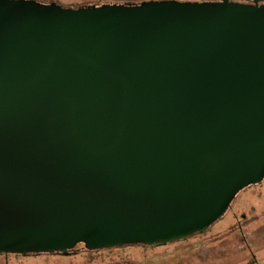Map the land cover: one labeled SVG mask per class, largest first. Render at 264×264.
I'll return each instance as SVG.
<instances>
[{
  "label": "water",
  "instance_id": "1",
  "mask_svg": "<svg viewBox=\"0 0 264 264\" xmlns=\"http://www.w3.org/2000/svg\"><path fill=\"white\" fill-rule=\"evenodd\" d=\"M0 0V254L166 245L264 178V0Z\"/></svg>",
  "mask_w": 264,
  "mask_h": 264
},
{
  "label": "rangeland",
  "instance_id": "2",
  "mask_svg": "<svg viewBox=\"0 0 264 264\" xmlns=\"http://www.w3.org/2000/svg\"><path fill=\"white\" fill-rule=\"evenodd\" d=\"M78 8L93 3L139 0H33ZM71 256H0V264H264V178L239 191L226 212L202 234L149 249L140 245L86 251Z\"/></svg>",
  "mask_w": 264,
  "mask_h": 264
},
{
  "label": "flooded vegetation",
  "instance_id": "3",
  "mask_svg": "<svg viewBox=\"0 0 264 264\" xmlns=\"http://www.w3.org/2000/svg\"><path fill=\"white\" fill-rule=\"evenodd\" d=\"M156 1H178V2H216L217 0H139V1H124L122 3H93V4H86L81 7H89V6H102V5H138L142 2H156ZM232 2L247 4L242 0H231ZM79 8V7H78ZM73 9V8H72Z\"/></svg>",
  "mask_w": 264,
  "mask_h": 264
},
{
  "label": "trees",
  "instance_id": "4",
  "mask_svg": "<svg viewBox=\"0 0 264 264\" xmlns=\"http://www.w3.org/2000/svg\"><path fill=\"white\" fill-rule=\"evenodd\" d=\"M56 4V3H55ZM58 5V4H57ZM59 6H61V5H59ZM61 7H63V6H61ZM64 8H66V7H64ZM68 8H71V7H68ZM73 9H76V8H73ZM250 186H253V185H250ZM250 186H248V187H250ZM248 187H246V188H248ZM246 188H244V189H246ZM243 189V190H244ZM208 229H209V227H208ZM207 229V230H208ZM205 232V231H204ZM204 232H202V233H204ZM202 233H197V234H202ZM197 234H195V235H197ZM188 238H190V237H188ZM187 238V239H188ZM187 239H185V240H187ZM185 240H181V241H175V242H183V241H185ZM174 242H172V243H169V244H166V245H157V246H154V247H145V246H143L142 244H137V245H140L141 247H144V248H149V249H155V248H159V247H165V246H167V245H170V244H173ZM77 246H82V244H79V245H77ZM126 246H130V245H126ZM125 247V246H124ZM123 248V247H122ZM77 249L75 248V249H73L72 251H71V254L69 255V256H71L72 255V253L74 252V251H76ZM85 250V249H84ZM86 251H88V250H86ZM41 254H47V253H35V252H33V253H28L27 255H21V254H19V253H2V254H0V256H7V255H16V256H22V257H26V256H37V255H41ZM47 255H57V256H61V255H59V254H57V253H53V254H47Z\"/></svg>",
  "mask_w": 264,
  "mask_h": 264
}]
</instances>
